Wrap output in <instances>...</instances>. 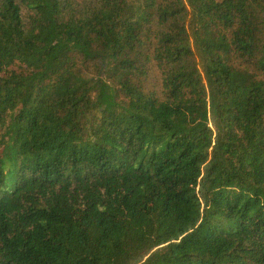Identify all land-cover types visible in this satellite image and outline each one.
<instances>
[{
    "label": "trees",
    "instance_id": "trees-1",
    "mask_svg": "<svg viewBox=\"0 0 264 264\" xmlns=\"http://www.w3.org/2000/svg\"><path fill=\"white\" fill-rule=\"evenodd\" d=\"M0 264H264V0H0Z\"/></svg>",
    "mask_w": 264,
    "mask_h": 264
},
{
    "label": "rangeland",
    "instance_id": "rangeland-1",
    "mask_svg": "<svg viewBox=\"0 0 264 264\" xmlns=\"http://www.w3.org/2000/svg\"><path fill=\"white\" fill-rule=\"evenodd\" d=\"M27 15H28V14H27L26 9L23 8V10H22V16H23V18H26Z\"/></svg>",
    "mask_w": 264,
    "mask_h": 264
}]
</instances>
